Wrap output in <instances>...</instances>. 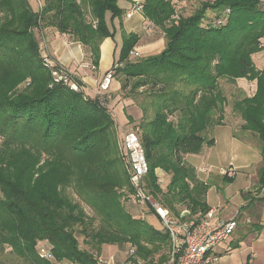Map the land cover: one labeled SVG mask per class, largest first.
Instances as JSON below:
<instances>
[{
    "label": "trees",
    "instance_id": "trees-1",
    "mask_svg": "<svg viewBox=\"0 0 264 264\" xmlns=\"http://www.w3.org/2000/svg\"><path fill=\"white\" fill-rule=\"evenodd\" d=\"M121 1L131 0H44L38 11L30 0H0V244L31 264H100L103 245L129 249L133 264H150L165 250L170 260L168 233L139 217L150 205L137 202L110 95H87L72 75L78 90L56 81L53 72L63 69L46 66L36 35L40 27L69 35L97 69L101 45L115 36L107 16H123ZM189 2L139 3L166 46L137 59L140 36L125 34L115 63L124 99L140 102L135 128L149 165L145 194L176 218L189 211L183 220L210 211L209 184L187 158L214 147L206 135L227 125L221 82L236 86L233 114L258 139L264 189V66L254 60L264 52V0H197L193 12L179 11ZM240 79L256 82L253 95L238 87ZM159 170L170 177L165 189Z\"/></svg>",
    "mask_w": 264,
    "mask_h": 264
},
{
    "label": "crops",
    "instance_id": "crops-1",
    "mask_svg": "<svg viewBox=\"0 0 264 264\" xmlns=\"http://www.w3.org/2000/svg\"><path fill=\"white\" fill-rule=\"evenodd\" d=\"M32 1L34 2L35 0ZM144 1L146 0H132V6L130 8H123L125 12L123 16L120 17L119 24L122 34L121 44L123 43V36L125 34L135 33L140 36L139 44L135 48L140 55V59L158 55L166 46L163 32L155 28L153 32L156 31V33H153L152 30L149 29L151 23L144 17L143 13L136 12L132 18H127V13L130 9L136 4ZM107 22L116 34L118 31L117 26L109 15L107 16ZM45 31L47 32V53L52 61L66 69L70 75L77 77L84 84L86 94L94 97L100 83L112 66L117 62L121 47L120 42H116L114 38L107 39L103 42L101 45L100 65L95 71H92L89 66L91 65V61L86 58L82 44L70 39V36L67 34H61L55 28H48ZM153 34L158 37L162 34V36L160 35L162 38L160 43L153 39ZM263 66L264 64H262L261 67ZM114 81L116 80L114 79ZM114 81L112 82V86ZM115 83H117L116 88L113 92L111 91L115 98L110 96L108 108L114 114L119 126L130 130L131 128L129 129V127L131 126L129 125L131 124L129 116L133 118L134 115L128 114L124 105V100L121 98L120 83L117 81ZM237 83L238 87L244 91L248 93L252 91V95L256 91V82L240 79ZM129 103L133 104L131 100H129ZM134 113L139 119L142 118V114L138 110ZM243 123L244 122L241 120L239 123L241 124L240 126H242ZM223 128L226 130V140L237 142L240 140L234 136L233 125L227 124ZM251 136L255 135L251 134ZM218 144L219 140L217 138L215 139L214 147ZM211 149H213V147ZM247 151V155H241L239 157L240 162L238 166H234L230 163L231 168L228 172H230L231 175L227 176V178L232 181L227 184L228 187L219 190L218 187L216 188L210 185L206 196L209 210L215 212L214 219L212 220L213 224L227 222L232 219H236L238 222V228L234 234L213 250L212 255L218 258L215 264H264V189L260 190L258 186V175L262 167V156L260 155V150L258 151V155L255 154L254 156L250 154L251 150L249 148ZM211 154V151H204L199 157L204 158L205 162H207ZM208 167L207 171H205L206 169L202 171L200 168L195 167L198 177L202 181L207 184L210 182L214 183L215 181L226 183V176L224 174L226 170L215 172L214 167L216 166L211 164ZM200 172L205 173V175L202 177ZM157 173L158 176H160L159 173L162 172L159 170ZM162 174L165 176L164 173ZM221 174L224 175L222 176ZM169 180L170 177L169 179H164V181L168 183ZM231 186L235 187L234 192L230 191L229 188H231ZM214 190L216 191L215 193ZM233 198L237 199V203L232 205L231 200ZM189 214L190 212L185 210L181 214V217L189 216ZM167 253L168 251L165 250L164 253L160 252L156 254L155 257L151 259L150 264H169V256ZM163 254L165 255L164 257H162ZM140 263L147 264L144 260H141Z\"/></svg>",
    "mask_w": 264,
    "mask_h": 264
},
{
    "label": "rangeland",
    "instance_id": "rangeland-1",
    "mask_svg": "<svg viewBox=\"0 0 264 264\" xmlns=\"http://www.w3.org/2000/svg\"><path fill=\"white\" fill-rule=\"evenodd\" d=\"M30 2H31V4H34L33 7L36 8L38 11H42V9L44 8V0H40V2H38V0H35L34 2L32 0H30ZM120 4H121V6H123V8H130L132 6V0L131 1H121ZM197 4H198L197 0H192V3L189 2L190 9L185 8V5L183 4V5H181V8H180L179 11L183 12V14L191 13L194 10L193 7L197 6ZM136 6H138V5L136 4L132 9H130V11L133 10ZM136 12H141L142 13V11H134L133 12L134 15L136 14ZM114 24L117 26V29H118L117 33L114 36V40L116 42H120V44H121V42H122V36L121 35L122 34H121V31H120L121 27H119L120 18L114 19ZM46 29H48V28H41L40 27V29L36 30V35H37V38H38V40L40 42V47H41L43 56H46L49 59H51L50 56L47 53V47H46L47 46V44H46V33L47 32L45 31ZM153 33H156V31H154ZM160 35L162 36V34H160ZM160 35H159V37L157 35H154L153 39L156 42L160 43V41L162 40ZM70 39L74 40L72 37H70ZM165 41H166V39H165ZM122 45H123V43L121 44V47H120V50H119V55H120V52H121V49H122ZM119 55H118L117 58H119ZM137 59H140V55H139V57H137ZM254 60L257 62V65L259 67H261L262 64H264V52L260 53V54H257L255 56ZM52 63H54V62L52 61ZM55 64L56 63L53 64V67L55 66ZM62 69H63V71H65V73H67L69 75V77L72 80V76L68 73V71L66 69H64L63 67H62ZM92 71H95V70H92ZM109 72H113V76L114 77L112 79V82L115 79L118 83H120V86H121V79H123V76L115 74L114 65L109 70ZM116 81H114L113 86H112V83H111L112 89H111V86H110V89L108 90V94H107L108 96L110 95L112 98H115L114 95L112 94V92L116 88V85H117V83H115ZM221 86H222V88L224 90V93H225L227 99H228L227 106L225 107V116H224L225 117V122H226V124L233 125L234 136H236L240 140L238 142L237 141L226 140L225 139L226 130H225V128H223L224 126H219L216 129H214L209 134L210 136L206 135V137L208 139H210V138L217 139L218 138V140H219V144L216 147H213V149H209L207 146L204 148L205 152H208V151L212 152V154L209 157L208 161L205 162L204 158H201L199 156H194V155H190V157L187 158V161L190 164H192L194 167L200 168L202 171L205 170V169H206L205 171H207V168H209L208 166H210L212 164V165L216 166V167H214L215 168L214 169L215 172H220V170H226V172H228V170H230V168H231L230 163H232L234 166H238L239 162H240L239 157L241 155H247L248 148L251 150L250 154H252L253 156L255 154L258 155V151H259L258 150L259 142H258L257 137L256 136H251V134H249L248 132H244L241 129V126H240L241 124H239L241 122L240 117L238 115L233 114V106H232L233 105V100H232L233 96H232L231 93L233 91H235L236 86L230 85L228 82H221ZM126 93H124V94H126ZM252 93H253L252 91L249 93L250 96L252 95ZM124 94H123V92H122V95L120 93L121 98L124 100V105L126 107V110H127L128 114L129 115H131V114L134 115L133 120L135 122L132 123L130 121V124H131V125H129V126H131V127H129V129L131 128L130 130H128L126 128H121L119 126V124H118L119 130H120L122 135H125L127 132H129L132 129H134L135 128V124L137 126H139L138 117L135 116L134 112H136L137 110L139 112L141 111L140 108L138 107L140 102L133 101L134 103L132 102L133 104H131V103H129L130 99H128V98L124 99ZM260 155H261V152H260ZM249 160L252 161L251 159H249ZM161 172L164 173L163 171H161ZM162 173H159L160 174V176H159L160 184L165 189L166 186L168 185V182L164 181V179L165 178L169 179V177L165 173H164L165 174V176H164ZM200 174H201L202 177L205 175V173H202V172H200ZM221 175L223 176L224 174H221ZM161 180H162V182H161ZM227 184L228 183H224L222 181H220V182H218V181L216 182L215 181L214 183L210 182L209 186L212 185V186H214L216 188L218 187L219 190H222V189H225L226 187H228ZM229 189H230V191H233V192L235 191V187L234 186H231V188H229ZM215 192L216 191L214 190V193ZM70 193H72V191H70ZM236 203H237V199L233 198L231 200V204L233 205V204H236ZM129 205H130V203H129ZM130 207H131L132 210H137V211L141 208L138 205H136V206L135 205L134 206L130 205ZM131 209H129V210H131ZM150 209L153 210L151 208V206H149V211H146L145 214H144V212L140 213L139 217L141 219L146 220L148 222V224H150L153 227H155L158 231H163L164 230L163 229V225L161 224L159 219L155 216L154 210L151 211ZM86 211L88 212L89 215H92L90 210L87 207H86ZM153 216H155V217H153ZM95 226H97V227L100 226L99 221H96ZM79 242H80V247L81 248H84V249L87 248V246H85V244L83 243V238H79ZM93 252L96 253V251H93ZM119 253H121V254H119ZM127 253L119 251V249L117 247H115V246L103 245L102 248H101L100 256H99V263L100 264H122V263L123 264L124 263L125 264L126 263L133 264L132 261H131V259L133 257V252H131L128 249ZM0 264H31V263L28 260H26V259H24L22 257H19L14 252L13 248L11 246H9L8 244H4V245L0 244ZM137 264H142V263H140V260H139V262Z\"/></svg>",
    "mask_w": 264,
    "mask_h": 264
},
{
    "label": "built area",
    "instance_id": "built-area-1",
    "mask_svg": "<svg viewBox=\"0 0 264 264\" xmlns=\"http://www.w3.org/2000/svg\"><path fill=\"white\" fill-rule=\"evenodd\" d=\"M40 2V0H38ZM133 10L127 13V18H132L134 11H142L143 8L137 4ZM134 57H139L137 52L132 53ZM45 64L53 67L52 60L45 58ZM120 67L114 64V70ZM96 70L95 66H90ZM53 76L56 81L63 82L73 90H78L65 71H54ZM113 72H109L100 83L97 95L106 96L110 89ZM110 98V97H109ZM124 149L128 156L130 168L132 170L131 182L138 191L137 202L148 203L154 210L155 216L163 225V229L170 237V260L169 264H215L218 258L212 255L213 250L219 244L227 241L238 228L236 219L227 222L212 223L215 212L210 210L200 219H186L174 217L170 211L158 204L151 197L146 196L144 191V179L149 173V165L146 160L144 150L140 143L139 129L135 128L124 135ZM230 176V172H224ZM49 252L44 253V258H49Z\"/></svg>",
    "mask_w": 264,
    "mask_h": 264
}]
</instances>
